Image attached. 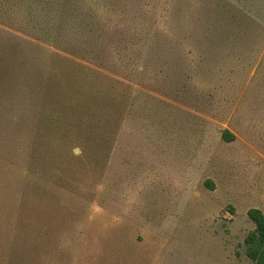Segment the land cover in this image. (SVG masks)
I'll return each mask as SVG.
<instances>
[{"label": "rangeland", "instance_id": "374dc122", "mask_svg": "<svg viewBox=\"0 0 264 264\" xmlns=\"http://www.w3.org/2000/svg\"><path fill=\"white\" fill-rule=\"evenodd\" d=\"M250 208L264 0H0V264H254Z\"/></svg>", "mask_w": 264, "mask_h": 264}, {"label": "trees", "instance_id": "16d2710c", "mask_svg": "<svg viewBox=\"0 0 264 264\" xmlns=\"http://www.w3.org/2000/svg\"><path fill=\"white\" fill-rule=\"evenodd\" d=\"M223 139L230 142L234 137L224 132ZM247 217L254 224V230L244 240L246 255L254 264H264V215L257 208H250Z\"/></svg>", "mask_w": 264, "mask_h": 264}]
</instances>
